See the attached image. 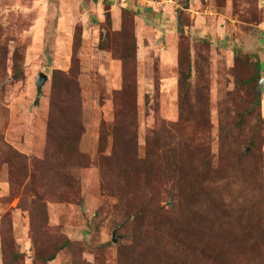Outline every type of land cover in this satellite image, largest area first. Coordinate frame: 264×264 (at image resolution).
Returning <instances> with one entry per match:
<instances>
[{
	"label": "rangeland",
	"instance_id": "rangeland-1",
	"mask_svg": "<svg viewBox=\"0 0 264 264\" xmlns=\"http://www.w3.org/2000/svg\"><path fill=\"white\" fill-rule=\"evenodd\" d=\"M122 27L137 42L125 71ZM256 60L262 78L264 0H0V264H177L151 243L158 207L175 212L163 234L184 241L180 264H264V86L244 82ZM64 74L84 132L48 147ZM131 131L140 157L156 150L153 187L121 154ZM181 156L205 167L193 193L170 179Z\"/></svg>",
	"mask_w": 264,
	"mask_h": 264
},
{
	"label": "trees",
	"instance_id": "trees-1",
	"mask_svg": "<svg viewBox=\"0 0 264 264\" xmlns=\"http://www.w3.org/2000/svg\"><path fill=\"white\" fill-rule=\"evenodd\" d=\"M111 2V1H109ZM127 11L129 12V9L125 7ZM105 23L108 27H111V16L109 11L106 13V19ZM179 24L181 26V23L179 21ZM117 34H122V43L120 46V53L118 55V58L122 61V67L125 69L129 70L130 67L131 69L134 68L135 63H136V50H137V42H136V37L133 31H127L123 30V27L120 30L114 31ZM108 36V35H107ZM106 36V37H107ZM124 36V38H123ZM100 48L103 49V39L100 40ZM256 64V73L252 75L251 77H248L245 79V83L254 86L256 83V80L260 78V70H261V63L259 61H255ZM59 71H55L57 73ZM57 77V76H56ZM185 81L188 80L187 75H184L182 78ZM62 90L64 92L65 98L62 101V104L60 106L58 104L55 105V108H51L49 111L48 115V121H47V145L48 147L54 146L53 142L56 140L58 144H62V146H69L75 147V145L78 142L79 137L82 135L84 132V127L82 125L81 119L79 118V109L77 106V112H73V108H71L72 104H76L72 102V98L75 97L76 94H79V92H75L78 90V83L73 79V76L71 74H64L62 78ZM57 85V84H56ZM127 87H130V84L127 85ZM257 96L254 99V105L256 107H260V100H261V94L258 90H256ZM125 123V122H123ZM123 123H119L122 125ZM116 128V127H115ZM134 132H130L131 140L133 141L132 146H128V148L121 152V154H127L135 158L136 161H138L140 166L148 167L149 170L147 171V175L149 178L147 179V183L144 184L143 186L147 187H153L157 182L160 183L161 179L165 176L163 172H160L158 170V164L156 161V155L155 153H151L156 150H151L149 149V144L146 146L145 150V155L143 157H140L137 151V146H136V136H134ZM129 136V137H130ZM252 145L254 144L253 141L251 143ZM47 154L49 153L48 151L46 152ZM52 158V157H51ZM177 160V159H176ZM177 161L182 162V167L187 168V173L183 174L184 171L179 168V164ZM175 162L170 163V173L172 174V177L170 179L180 182L182 180H186V178H189L188 183L191 182L190 186L187 187L189 188L190 192L193 193L197 188L194 185V183H198L199 178L202 177V175L205 174V167H201L195 160L189 158V157H183L181 156L179 160ZM44 164L45 161L43 162ZM49 166V165H48ZM47 166V167H48ZM203 168V169H202ZM221 170V166H218L213 170V172H218ZM137 173H141V171L137 170ZM208 174V173H207ZM162 184V183H161ZM215 195V194H214ZM174 198L176 197V203L173 205L172 208H175V211H177L180 208V200L182 198V195L180 192L178 194L174 195ZM163 208L158 207L156 210V217L154 218L155 224L158 225V229L161 228L159 232H153L152 237H151V243L155 245L157 249H172V254L170 255V260L172 263H177L180 264L178 254L179 250H182L184 245L180 239H177L176 242H171V241H166L164 236H169V235H164L163 233H170L167 231L165 226H173L174 222H172V217L175 215V212L173 210H168V211H162ZM159 220V221H158ZM165 223V225H164ZM164 225V229H162V226ZM199 226V225H198ZM157 229V230H158ZM184 242V241H183ZM169 244L168 246H166ZM203 248V247H202ZM200 250V256L202 259H206L204 255V251ZM53 257L51 256L50 259ZM200 259V258H199ZM200 259V260H202ZM188 260L185 258L184 263L181 264H190L187 262ZM197 264V263H196ZM204 264H212L209 261H205Z\"/></svg>",
	"mask_w": 264,
	"mask_h": 264
},
{
	"label": "water",
	"instance_id": "water-1",
	"mask_svg": "<svg viewBox=\"0 0 264 264\" xmlns=\"http://www.w3.org/2000/svg\"><path fill=\"white\" fill-rule=\"evenodd\" d=\"M48 79V76L47 74L41 72L38 77H37V83H36V87H37V92L38 94H41L42 92V88H43V85H44V82ZM258 86L259 87H262L264 86V77L260 78L259 79V82H258ZM115 241L116 239L113 238Z\"/></svg>",
	"mask_w": 264,
	"mask_h": 264
}]
</instances>
